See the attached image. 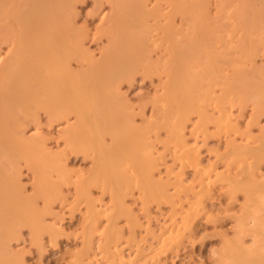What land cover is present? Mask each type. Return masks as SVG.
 Returning a JSON list of instances; mask_svg holds the SVG:
<instances>
[{"label":"bare ground","instance_id":"6f19581e","mask_svg":"<svg viewBox=\"0 0 264 264\" xmlns=\"http://www.w3.org/2000/svg\"><path fill=\"white\" fill-rule=\"evenodd\" d=\"M107 1L110 14L107 19L104 16V23L101 20L102 26L94 36L97 41L106 39L98 56L86 47L88 31L75 24L77 0H0V41L1 46L9 48L0 68V264H29L13 244L19 241L24 227L31 230L39 245L45 232L55 240L63 225L53 222L55 219L46 224L45 216L49 214L45 213L55 201L64 200L63 185L74 186L72 202L85 204L90 214L85 217L89 221L86 251L73 256L70 264H133L132 254L126 256L118 245L114 250L109 246V232L103 234L107 245L101 253L110 257L102 262L98 259L92 237L98 230L99 215L108 209L97 212L102 204L97 205L93 186L110 193L118 207L126 203L127 195L137 186L145 202L171 204L169 224L161 225L154 239L157 250L167 251L177 244L198 213L194 209L191 212L196 205L186 209L187 204H183L181 189L186 178L178 174L183 170L174 174V168L164 174L161 156L153 150V135L159 138L163 130L167 134L163 148L173 150L174 164L184 169L193 163L195 169H200L203 194L219 184L231 199L242 196L239 214L235 213L234 237L224 241L219 264H264V127H260L255 141L247 138L245 142L240 137L241 144L235 139L229 145L223 156L226 176L210 171L212 167L208 172L206 168L201 170L199 142L192 144L186 132L192 115L204 121L207 112L202 101L206 99L219 111L236 105L244 110L251 105L255 122L264 115V63L258 66L256 62L258 53H264V0H166L170 8L167 13L162 5L151 7L149 0ZM214 1L216 18L210 15ZM179 16L182 22H190L185 26L186 34L176 28ZM225 18L231 20L230 29ZM153 21L155 24H151ZM155 31L160 38L155 39ZM155 45L157 50L165 46V52H160L165 54L157 60L152 55ZM198 65L204 68L199 69L201 72ZM136 72L164 75L159 76L160 88L149 103L152 113L143 117V126L136 124L138 114L127 100L129 96L120 91L121 84L132 80ZM217 86L220 95L209 98ZM41 111L50 123L61 127L58 137L63 141L62 150L49 148V135L43 131L27 135L28 124L41 118ZM71 154L91 158L93 167L84 173L71 170ZM22 164L34 174L31 195L26 194L23 184ZM171 193L182 202L173 200ZM40 200L43 209L38 207ZM92 213L100 214L95 219ZM246 236L252 237L253 245H247ZM153 244L152 252L156 251Z\"/></svg>","mask_w":264,"mask_h":264},{"label":"rangeland","instance_id":"374dc122","mask_svg":"<svg viewBox=\"0 0 264 264\" xmlns=\"http://www.w3.org/2000/svg\"><path fill=\"white\" fill-rule=\"evenodd\" d=\"M158 1L149 0V3L151 4L150 6L156 7L157 4H159V5H162L161 7H164L163 9L165 13L169 12V10H167L169 7L167 8L168 3L166 2V0H161V1L158 0ZM153 3H155V5ZM216 7L217 6L214 1V3L210 5V8H211L210 15H213L211 17L216 18L215 16V13L217 12ZM110 8H111L110 4L108 3L107 0H77L76 2V9H77L76 14L78 13V16H77V20L74 19L75 24L76 25L78 24L77 26L79 27L85 28L86 32L88 31L87 33L88 37L85 41V44L87 45L86 47H89V50L92 51L94 54H97L98 56L100 55L99 49H101L102 45L105 44L106 39H104L103 37L100 39V41L99 40L97 41L95 40L96 38L94 36L98 28L102 26L100 24L101 20L104 23L103 21L104 16H105L104 19H107L108 17L107 14L108 15L110 14ZM104 12H106V14ZM177 18H176V24H175L176 28L178 30H181V33L183 32V34L184 33L186 34L188 29H186L185 26L188 24L187 22L189 21L182 22V18L180 16ZM224 20L227 21L226 24L225 23L224 24L226 26L228 24L229 26L227 27L230 29L231 22L228 23V21H231V20H228L226 18L223 19V21ZM154 22L155 21H153L151 24H155ZM157 33L158 34L154 33L155 39H156V36H158L157 38L161 37V34H159V32ZM156 44L159 45V43H156ZM157 45H155L156 49L154 48L156 51L154 50L155 52L154 53L152 52V55H155V58L153 59H156L157 56L159 55L163 56L165 54L164 53L163 55H161L160 53L165 50L164 49L165 46L163 48H162L163 45L158 46V47H161V48H158V50L160 49V51L158 52ZM7 49L9 48L6 45L1 46V41H0V68L6 58L5 55L7 54V51H8ZM262 51L263 50H261L258 53V56L256 58V62L258 66L263 65L264 63V53ZM244 66L245 67L247 66V68L250 69L252 67V64H245ZM201 67H202L201 65L200 66L198 65L196 68L198 71H200L199 69L201 70L204 69ZM140 72L138 73L136 72V75H133L132 80L129 79L130 81H128L127 79V81L126 80L125 82L123 81L124 83L122 82L123 84H121L120 91L124 93L126 96H129L127 97L129 99L127 100L131 103L132 106L134 105L133 107L136 108L134 110L138 111V112L136 111V114L139 115L142 113L139 116L136 115L135 120L138 122V123L136 122L138 126H143L144 118L149 116L150 113H152L151 109L153 107L152 105H149V103H152L151 99L153 100V98L155 97L154 94H156L157 89L160 88V83H161L160 77L164 78V75L153 74V75L147 76V75H142L144 73L141 74ZM157 86L158 88H156ZM121 89H123V91ZM219 90H220L219 86L215 87V93H213L214 90H212V93L211 95H209V98L218 97L220 95ZM145 101H149V102L147 103ZM145 104H147V106ZM141 105L144 107H141ZM202 105L207 112L205 115L206 118L205 117L202 118L204 120L202 121L199 115L197 114L192 115L191 117L192 123L191 122L188 123V125L189 124L190 125L186 131L188 133L187 135L188 137H190V142H192V144L199 142L197 143L198 146L200 145L198 147L197 156L199 157L200 162H201V167H200L201 170L202 168H206L205 170L208 172L209 169L212 167L210 171L216 170V172L219 173V176L223 175V173L226 176L228 170H226V165L223 160L224 158L223 156L227 152L229 145H231V143L235 141V139L238 141L237 144H241L242 143L241 140L244 139L245 141V139L247 138L248 139L250 138V141L252 142L255 141L256 137L258 138L260 135V132H261L260 127L261 126L264 127V115L259 119L261 122L260 123L259 120L258 122L257 121L255 122V119L253 116V107L251 105L247 106L244 110H241L240 107L236 105L229 109L226 108L225 110H222V111H219V109L215 107L216 104H213V102L209 99L202 101ZM140 108H141V112H140ZM230 110L231 112H229ZM41 112L39 115L41 116L42 114L41 118L39 117L36 121L29 123L31 125L28 124L29 128L27 127L26 129L27 135H31L32 132H33L32 135L40 134L43 131L42 134L44 133L47 137L49 135V137L47 138L48 147L51 148L53 151H57V150L60 151V149L62 150L63 141L59 138L60 136L58 133V131L60 132L61 127H59L57 123L55 124L50 123V121H48L49 120L48 116L45 113H43V111ZM229 115L231 116L229 117ZM223 120H225L224 123H223ZM217 122L219 124H217ZM227 122L231 124H228ZM199 123L201 124L199 125ZM36 130H38L39 133ZM193 130L197 131L196 134L192 133ZM246 132H249V134H247ZM160 134L161 135H159V138L156 136V134L153 135L154 136L153 139L154 138L155 139L154 140L152 139V142H153V145L156 142V145L153 146V150L156 152V156L157 155H159V157L161 156V162L163 163L162 169L165 170L166 168L165 171L163 170L164 174H167L166 173L167 171H172L174 168H175L173 170L174 174L183 170L182 173L181 172L178 173V174H184L186 178L185 179L186 185L183 189H181L182 190L181 193L183 195L182 201H183V204L188 205V206L186 205L187 207L186 209L195 207L196 205V209L192 208L191 212L195 211V213H198V215L194 213L195 214L194 218L190 222L188 229H186V231L183 233L182 235L183 238H181V240L177 242L178 245L175 243L174 246L173 247L171 246L167 251L157 250V244H156L157 241H155L154 238L155 236L160 234L161 225H164L167 222H169L168 219H170L173 213L171 204L167 202H162V201L159 203L153 200L150 202H145L143 195L141 194V191L139 190V187L137 186L135 188L133 187L132 192L130 191L129 195H127L126 203L123 204V206L118 207L115 204L114 199L112 198L110 193L107 192L104 194L102 193L101 189H98L96 186H93L92 192H93L94 198L98 200L96 201L97 205L100 206L102 204L101 207H98V209L96 208L97 212L108 209V212L104 213L105 215L102 213H101L102 215L100 213H96L94 215L93 213L91 214V216L95 219L100 214L99 215L100 218L98 217V221H97L98 230L96 232V235L94 234L92 237V239H94L92 240V243L95 248V252L97 254L99 253L98 259H100V262H102L110 257V255H108L107 253H101V249L104 248L103 246L107 245L106 237L103 234L106 232H109L110 233L109 237L111 238L109 246H111V248L113 247L115 248V245L116 246L118 245L120 248L119 250L124 251V253H126L125 254L126 256H129V254L130 255L132 254V256L134 257V258L132 257L133 264H159V263L160 264L161 263L162 264H188V263L189 264H219L220 261H219L218 256H220V253L224 249V241L226 239H232L234 237L233 228H235V224H236L234 223V220L236 222V216L237 214H239L238 211H240L241 209L243 199L240 200V197L242 198V196L239 195L240 197H238L240 201L238 199H231L223 191L222 187L219 184L213 187V189L211 190L213 192L210 191L207 194L206 193L203 194V192L201 191V186H200V183H201L200 181L201 176H200V171H199L200 169H195L193 163H190L189 165L188 164L185 165L184 169H182L183 166L181 164L178 163L180 167L176 165L177 163L173 159L174 153L172 156L173 150L171 152L170 151L171 148H166V147L163 148V146H165L164 142L167 139L166 131L163 130L161 131ZM155 136L157 137V139ZM56 137H58V140ZM240 137H241V140H240ZM156 148H159L158 151ZM69 164H70V169L75 172L76 171L86 172L87 170L93 167L92 159L91 158L86 159L83 155L71 154L69 156ZM22 165H23L22 166L23 184L26 187L25 188L26 194L31 195L34 192L33 191L34 184H35L34 174L33 172H31V170L25 167V164H22ZM224 166H225V169H224ZM175 170H178V171H175ZM233 171H236V170L234 169ZM262 173H264V165H263L261 174ZM75 175H78V174H73V176ZM197 176L198 177L200 176V177L198 178ZM219 186L221 187L220 189L222 190L219 189ZM62 188H64L63 191H65L64 200L55 201L52 204L53 208L47 211L48 213H45V215L49 214L45 216L46 224L47 222H49L48 224L50 225V221H53L55 219L53 222L55 221L60 222V224L63 225V227H61V231L57 232L56 234L57 236L55 237V240L51 238L49 233L47 234V232H45L42 235V239L40 240V245H39L34 240V237L31 234V230L28 227H24L21 230L19 241L18 242L14 241L15 243L13 242L15 246L14 247L15 250L18 248V250L16 251L19 252L21 257L27 259V261L25 259L24 260L29 264H70L73 256L86 251L84 241L86 239V227L88 226L89 221H85V217L90 214L86 212L87 207L85 206V204L78 206L75 204V202H72L74 201L73 200L74 199V186L73 185L72 186L63 185ZM171 188L173 189V187ZM183 190L185 191L184 193H183ZM171 192L175 193L176 190L171 191ZM173 193H171L172 196L174 195L172 199L177 200V202H179L180 204L182 201L180 202L178 196ZM187 194H189V196ZM196 195H197V199L195 198ZM198 195L200 196L198 197ZM39 203L40 205H38V207L43 209L44 208L43 201L40 200ZM143 203H145V206H143L144 205ZM236 212L237 214H235ZM207 213L209 214L207 215ZM158 219L160 220V222ZM146 221L147 223H145ZM113 226L115 227V229L112 228ZM147 229L148 231H146ZM156 231L157 232L159 231V232L157 233ZM98 232L100 236L99 234H97ZM251 238H252L251 236L245 237V240L247 239L246 240L247 245L249 246L253 245V241ZM139 242H142L143 245L142 243L140 245ZM150 244L151 245L153 244V247L155 246L154 248L156 251L152 252L153 250H151ZM21 251L24 252L25 254L22 253ZM157 257L158 259L161 257V259L158 260ZM156 260H157V263H156Z\"/></svg>","mask_w":264,"mask_h":264}]
</instances>
